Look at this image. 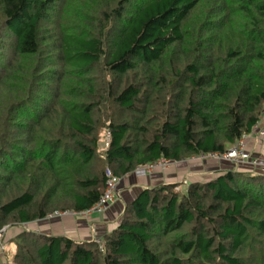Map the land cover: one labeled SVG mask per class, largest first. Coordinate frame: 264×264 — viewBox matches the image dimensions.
Instances as JSON below:
<instances>
[{"label": "trees", "instance_id": "trees-1", "mask_svg": "<svg viewBox=\"0 0 264 264\" xmlns=\"http://www.w3.org/2000/svg\"><path fill=\"white\" fill-rule=\"evenodd\" d=\"M58 2L0 0V228L84 212L108 168L224 153L260 121L264 0H102L93 31L48 46ZM177 186L127 203L103 248L25 229L15 262L264 264V174Z\"/></svg>", "mask_w": 264, "mask_h": 264}, {"label": "crops", "instance_id": "crops-1", "mask_svg": "<svg viewBox=\"0 0 264 264\" xmlns=\"http://www.w3.org/2000/svg\"><path fill=\"white\" fill-rule=\"evenodd\" d=\"M262 128H264V121ZM248 149L254 156L264 159V137L256 134L250 138ZM208 160H212V163L206 164L207 167L203 168L202 165ZM187 168H189V173ZM230 169L250 171L248 168L236 166L230 161L203 159L200 156H194L193 160L175 161L168 168H157L152 174L139 176L129 173L121 177L120 196L110 204L105 213H93L87 217L74 215L48 217L26 225H29L32 231L45 235H63L74 240L97 241L120 224L126 204L133 201L144 189L176 181L177 179L180 181L182 178H179V176L182 177L183 174L188 175V177L186 176V180L181 182L182 184L215 177L217 174Z\"/></svg>", "mask_w": 264, "mask_h": 264}, {"label": "rangeland", "instance_id": "rangeland-1", "mask_svg": "<svg viewBox=\"0 0 264 264\" xmlns=\"http://www.w3.org/2000/svg\"><path fill=\"white\" fill-rule=\"evenodd\" d=\"M101 2L102 0H60V2H58L56 11H53L51 13L52 18L48 19L43 25L42 31H43L44 36L46 37V45L54 46V41H56V38L62 32L72 31L78 34L87 35L88 32L93 31L95 29L94 23L98 21L99 15H97L98 16L97 18H92L94 17V12H91V11L95 9L97 6L101 5L102 7L103 4ZM200 11H204V10H200ZM57 66L58 67H55V68L61 72L63 69L62 65L59 64ZM73 81L76 82L74 79H72V83ZM261 121L263 123L264 117L263 119L261 117ZM262 123H261V128H262ZM259 132L260 131L257 130L256 134L258 135ZM188 160H193V157L187 158L182 161L186 162ZM211 161L212 160H208L206 163H204V165H202V167L203 168L207 167L206 164L212 163ZM189 168H187L188 173H189ZM235 170H238V169H235ZM191 172L193 173L194 171H191ZM245 172H248V171H245ZM186 176L188 177V175L183 174L182 177L179 176V178H182L180 181L179 179H177L176 181L174 180L169 183L178 184V186L176 187V190L180 191L181 189L186 187L188 184L186 181L185 182L187 184L181 183L184 180H186L185 179ZM25 229L31 230L29 225L27 226L26 224L24 225L17 224V225H11V226L8 225V226H3L1 228V231H2L1 233H2V236H4L5 238V241L7 243V248L5 251L0 249V264H16L15 255L17 253V245L15 243V239ZM249 256L251 257L249 264H255V257L251 255Z\"/></svg>", "mask_w": 264, "mask_h": 264}, {"label": "built area", "instance_id": "built-area-1", "mask_svg": "<svg viewBox=\"0 0 264 264\" xmlns=\"http://www.w3.org/2000/svg\"><path fill=\"white\" fill-rule=\"evenodd\" d=\"M261 117L263 119L264 111ZM261 123L262 121L260 119V121L254 126L253 130L250 133L244 134L240 138V140L235 145H233L228 151L224 153L214 152L210 154H202L199 156L203 159L230 161L236 166L248 168L251 173L264 174V159L254 156L248 149V140L256 135L257 130L260 131L258 133V136L264 137V128H261ZM106 146H108V144H106ZM173 162L175 161L164 158L151 164L140 165L136 167L135 170L131 173L139 176L145 174H152L157 168L165 169L170 167ZM106 176L107 179L103 194L98 199V201L94 203L89 209L84 212H75L69 210L56 211L55 213L50 214L48 217L63 215L87 217L92 215L93 213H105L108 210L110 204L116 201V199L120 196L121 191V177L117 176L110 168L107 169ZM1 232L2 231L0 228V249L5 251L7 248V243L5 241L4 236H2ZM97 242L99 243L101 248L104 247V241L102 239H97Z\"/></svg>", "mask_w": 264, "mask_h": 264}]
</instances>
